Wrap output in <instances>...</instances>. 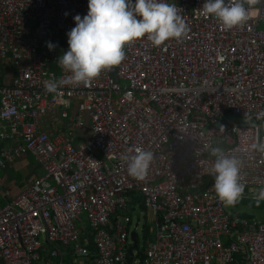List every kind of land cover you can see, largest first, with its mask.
<instances>
[{"label": "built area", "instance_id": "2783aa9c", "mask_svg": "<svg viewBox=\"0 0 264 264\" xmlns=\"http://www.w3.org/2000/svg\"><path fill=\"white\" fill-rule=\"evenodd\" d=\"M170 2L190 28L181 42L135 40L118 67L48 93L46 81L68 76L57 59L88 0H0V64L18 69L0 81V140L12 141L0 149V173L27 154L43 171L0 204V264H42L46 253L64 264L65 250L77 264H139V247L128 261L135 211L155 235L143 264H264V220L217 199L207 151L220 145L243 161L242 198L255 200L264 154L249 146L264 137L255 118L264 111V5L226 31L201 15L205 0ZM56 112L69 127L42 130ZM86 125L89 138L76 142ZM136 148L154 154L142 181L127 173Z\"/></svg>", "mask_w": 264, "mask_h": 264}, {"label": "clouds", "instance_id": "9594fccd", "mask_svg": "<svg viewBox=\"0 0 264 264\" xmlns=\"http://www.w3.org/2000/svg\"><path fill=\"white\" fill-rule=\"evenodd\" d=\"M257 5H264V0H205L200 13L230 31L245 26ZM73 19L75 26L66 33L68 49L57 59L68 76L46 81L44 87L48 93H57L68 85H87L103 71L118 67L125 60V46L135 40L144 38L153 47H160L170 40L181 42L190 31L170 0H88L87 14ZM47 47L53 50L55 45L48 42ZM255 118L264 120V111L256 113ZM249 148L264 154V137L257 138ZM207 151L212 158L209 174L214 178L215 196L225 207L235 206L246 188L241 183L243 161L229 155L220 145L208 146ZM130 152L125 157L127 173L142 181L154 154L142 148ZM254 198L257 206L264 201V186L254 191Z\"/></svg>", "mask_w": 264, "mask_h": 264}, {"label": "crops", "instance_id": "0c3cea01", "mask_svg": "<svg viewBox=\"0 0 264 264\" xmlns=\"http://www.w3.org/2000/svg\"><path fill=\"white\" fill-rule=\"evenodd\" d=\"M17 68L15 67L12 59H6L1 61L0 64V81L2 83L11 82L13 76L17 74ZM72 113H79V109L77 107L70 110ZM84 119L87 120V116L83 115ZM69 127V122L66 119H62L58 112L48 114L44 118V122L41 124V129L47 131L49 133H57L60 130H65ZM90 129L89 126L86 125L85 128L79 131V136L76 138V142L85 141L89 138ZM12 145V141L10 140H0V149L4 147H8ZM31 155V156H29ZM12 168L14 174H18L14 179L6 174L7 168ZM4 171L3 176L0 178L1 188H0V204L5 205L13 198L18 196L22 191L27 189L33 180L37 179L42 175L43 171L36 160V158L32 154H27L18 160L10 163ZM26 171V178L20 175L21 172ZM3 173V171L1 172ZM8 180H11L10 183H7ZM22 181V184L21 182ZM64 260L71 257V260L74 264H77V258L72 254L70 250H65ZM61 262V257H51L49 253H46L44 256V260L42 264H59Z\"/></svg>", "mask_w": 264, "mask_h": 264}, {"label": "rangeland", "instance_id": "374dc122", "mask_svg": "<svg viewBox=\"0 0 264 264\" xmlns=\"http://www.w3.org/2000/svg\"><path fill=\"white\" fill-rule=\"evenodd\" d=\"M233 118L238 122L242 121L241 117L235 116ZM29 156H31V155H29ZM4 171H3V173H0V178L3 176ZM12 171H13V169L10 167L6 169V174L9 176V179H11V177H13L15 179L18 175V174H14V172H12ZM26 173H27L26 171H23L20 173V175L22 177L26 178V176H27ZM10 181L11 180H8L7 183H10ZM19 182H21V184H22V181L19 180ZM0 188H1V182H0ZM245 202L246 201L240 200L235 206H230L229 209L239 211L242 214L244 212H246L250 215L256 216L260 220H264V210L263 209L259 210L253 204H249V202H248V204H246ZM261 203L263 204L264 201H262ZM133 215H134L135 221H138L139 220L138 218H140V220H141L140 221V227L137 231L138 232V240H139L138 250H141L145 246L144 243H145L146 239H150V240L154 239L155 235L153 232V225L151 224V222L149 220H147L148 217L147 218L146 217H139V215L136 211L133 213ZM85 223L87 224V220H85ZM133 224H136V222H133Z\"/></svg>", "mask_w": 264, "mask_h": 264}, {"label": "trees", "instance_id": "16d2710c", "mask_svg": "<svg viewBox=\"0 0 264 264\" xmlns=\"http://www.w3.org/2000/svg\"><path fill=\"white\" fill-rule=\"evenodd\" d=\"M241 200L246 201V202H245L246 204H248V202H249V204H253V205H254L255 207H257V209H259V210H260V209H263V210H264V203H263V204L260 203V205L257 206V204L255 203V200H254V199L246 200V199H244V198H241ZM259 207H260V208H259ZM140 208H141L142 210H145V207H144L143 205H141ZM243 216L246 217V218H252V217H253V215H250V214H248V213H246V212L243 213ZM148 241H149V239H146L144 245H147V242H148ZM91 248H92V250H93L94 247L92 246ZM144 251H145V246H144V248H142L141 250H139V258L141 259V263H139V264H143ZM64 264H74V263L72 262L71 257H69L68 259H65V260H64Z\"/></svg>", "mask_w": 264, "mask_h": 264}, {"label": "water", "instance_id": "95a60500", "mask_svg": "<svg viewBox=\"0 0 264 264\" xmlns=\"http://www.w3.org/2000/svg\"><path fill=\"white\" fill-rule=\"evenodd\" d=\"M131 237L133 240V244L128 249V253H129L128 261H129V263L132 262V260H133L134 250L139 247V240H138L137 233L133 232Z\"/></svg>", "mask_w": 264, "mask_h": 264}]
</instances>
